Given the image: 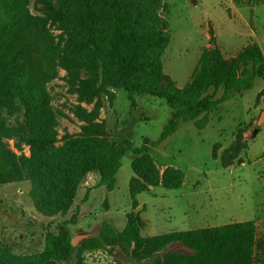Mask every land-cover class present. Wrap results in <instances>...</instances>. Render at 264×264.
Listing matches in <instances>:
<instances>
[{
    "label": "trees",
    "instance_id": "1",
    "mask_svg": "<svg viewBox=\"0 0 264 264\" xmlns=\"http://www.w3.org/2000/svg\"><path fill=\"white\" fill-rule=\"evenodd\" d=\"M27 1L0 0V187L31 182L34 205L47 217L75 210L57 232L46 233L40 252L19 255L0 242V264H87L86 254L97 251L115 256L124 253L135 264H257L261 244L255 221L144 237L146 223L133 211L127 214L123 231L104 221L98 234L94 231L80 248L71 245L74 234L70 227L80 221L81 206L75 205V200L86 176L97 173L99 182L88 189L82 204L93 189H116L122 159L128 152L136 156L132 163L135 176L130 181L134 209L137 197L151 188L162 185L169 190L181 189L184 172L168 167L162 175L151 148L172 137L181 124L196 122L199 130H205L210 114L253 90L256 81L264 79L261 47L252 44L230 60L218 48L205 51L192 82L180 89L163 68L171 42L170 25L161 15L163 0H54L52 15L55 20L59 18L69 32V42L75 44V51L66 50L62 61L69 83L76 87L82 102L93 105L91 111L76 107L75 114L84 123L82 132L59 145V114L44 81L54 67V56L48 57L43 66L36 59L30 39L36 35L41 19L30 14ZM89 68L95 70V78L75 84L81 70ZM110 89L127 92L134 107V95L167 103L172 115L158 141L134 148L130 143L120 147L110 140L106 122H99L103 95L112 103L116 99ZM7 114L22 116L19 127L8 126ZM247 132L248 128L241 125L235 141L223 153L224 169L232 167L248 150ZM9 141H14L19 151L28 146L30 157L15 153ZM213 157L217 160L216 152ZM173 245L190 252H170Z\"/></svg>",
    "mask_w": 264,
    "mask_h": 264
},
{
    "label": "rangeland",
    "instance_id": "2",
    "mask_svg": "<svg viewBox=\"0 0 264 264\" xmlns=\"http://www.w3.org/2000/svg\"><path fill=\"white\" fill-rule=\"evenodd\" d=\"M55 3L28 0L26 7L32 16L41 19L36 35L30 39L36 59L43 66L48 57L54 56V67L44 81L52 96V106L59 114V145H63L65 138L82 132L84 123L76 116V107L91 111L93 105L82 102L76 87L69 83L62 61L66 50L75 51V44L69 42V32L59 18L55 20L52 15L51 6ZM163 3L161 15L168 21L171 35L163 68L180 89L192 82L198 61L207 50L218 48L229 60L252 44H258L264 52V0H163ZM90 77L95 78V70L83 69L74 83ZM110 91L116 94V99L112 103L103 95L104 107L99 117V122L107 124L110 140L120 147L130 143L134 148L158 141L172 115L167 103L151 96L134 95V107L127 92ZM209 120L205 130H199L196 122L181 124L172 137L151 148L150 154L161 174L168 167H175L184 172L185 183L179 190L161 185L137 197L142 204L137 213L147 224L142 235L155 237L255 221L261 244L257 264H264V79L257 80L253 90L223 104L218 112L209 115ZM22 121L20 115H6L10 127H19ZM241 125L248 128L244 135L248 150L232 167L224 169L221 157L235 141ZM9 145L18 155L30 157L28 146L19 151L14 141H9ZM135 159L132 152L123 157L113 192L105 187L93 189L90 201L82 204L88 186L81 185L75 200V205L81 206L80 221L70 227L74 235L79 231L98 234L104 221H110L118 231L124 230L127 213L134 211L130 181L135 176L132 168ZM32 191L29 181L0 187V242L19 255L42 251L46 233L57 232L75 210L74 207L57 217L44 216L34 205ZM170 252L190 251L173 245ZM87 255V264H135L121 252L116 256L105 251L92 257Z\"/></svg>",
    "mask_w": 264,
    "mask_h": 264
},
{
    "label": "crops",
    "instance_id": "3",
    "mask_svg": "<svg viewBox=\"0 0 264 264\" xmlns=\"http://www.w3.org/2000/svg\"><path fill=\"white\" fill-rule=\"evenodd\" d=\"M172 167V166H171ZM165 169V168H164ZM229 169V168H228ZM88 181V183H87ZM99 182V176L97 173H89L86 178L84 179V182L82 183V186H85L87 185L88 186V189H91L93 187H95ZM81 187V186H80ZM80 189V188H79ZM79 191V190H78ZM150 191H152V188L150 189ZM149 191V192H150ZM92 193V191H91ZM91 193H90V198H91ZM90 201V200H89ZM108 201V200H107ZM109 202V201H108ZM138 206L136 209H134V212H139L142 208V204H140L138 201ZM110 204V203H109ZM128 214V213H127ZM140 214V213H139ZM127 225V224H126ZM147 226V224H146ZM146 228V227H145ZM125 229V228H124ZM145 237V236H144Z\"/></svg>",
    "mask_w": 264,
    "mask_h": 264
},
{
    "label": "water",
    "instance_id": "4",
    "mask_svg": "<svg viewBox=\"0 0 264 264\" xmlns=\"http://www.w3.org/2000/svg\"><path fill=\"white\" fill-rule=\"evenodd\" d=\"M94 236V231L91 232H83L79 231L71 238V245L74 248H80L84 245V243Z\"/></svg>",
    "mask_w": 264,
    "mask_h": 264
},
{
    "label": "built area",
    "instance_id": "5",
    "mask_svg": "<svg viewBox=\"0 0 264 264\" xmlns=\"http://www.w3.org/2000/svg\"><path fill=\"white\" fill-rule=\"evenodd\" d=\"M100 253H102V251H97V252L89 253L87 256L88 257H92V256H95V255L100 254Z\"/></svg>",
    "mask_w": 264,
    "mask_h": 264
}]
</instances>
